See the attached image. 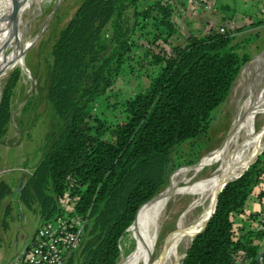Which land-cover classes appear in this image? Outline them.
Here are the masks:
<instances>
[{"label": "trees", "instance_id": "trees-1", "mask_svg": "<svg viewBox=\"0 0 264 264\" xmlns=\"http://www.w3.org/2000/svg\"><path fill=\"white\" fill-rule=\"evenodd\" d=\"M220 9L236 12L227 4ZM175 11L170 0H82L55 40L47 93L55 119L37 166L23 182L20 203L37 206L46 222L62 212L60 200L71 189L75 212L88 226L79 256L67 264L120 262V239L143 206L157 199L180 167L197 164L175 156L176 149L208 132L253 59L240 52L242 44L231 35L235 30L221 33L210 25L192 29L183 45H175ZM260 24L264 18L248 22ZM135 50L145 84L128 98L113 93L111 117L94 114L97 99L107 96L120 76L134 72ZM13 88L7 86L0 100V134L11 121ZM252 163L225 185L180 264H259L264 244L257 241L264 229L240 228L233 220L235 214L256 218L250 207L264 181V151ZM9 193L11 187L0 181V200Z\"/></svg>", "mask_w": 264, "mask_h": 264}, {"label": "rangeland", "instance_id": "rangeland-1", "mask_svg": "<svg viewBox=\"0 0 264 264\" xmlns=\"http://www.w3.org/2000/svg\"><path fill=\"white\" fill-rule=\"evenodd\" d=\"M172 1L170 4L173 6L181 1L185 3V0ZM205 1L214 6L210 10L205 7L207 13L203 11L204 14L200 10L205 3L203 0H191L192 4L190 0L188 1V4L195 6L193 9H196L192 16L184 15L185 12L181 13L182 9L179 8L181 4L176 8L173 19L179 34L178 41L174 44L183 45L184 35L190 33L192 30L190 29L191 24L193 23L200 22V25L195 26L194 32H196L202 30L206 25L217 29L221 25L228 24L229 26V22H233L236 42L242 44L240 52L248 53L253 59L242 68L230 96L214 113L208 132L200 136L199 139L181 144L176 149L175 156L182 155L185 161L197 159V164L201 162L200 160L204 155L220 147L225 141L226 136L234 128L235 117L241 105L248 102L256 105L261 102L264 103V25L249 27L248 22L250 19L247 17L252 2L257 5L255 3L257 0ZM261 2H264V0H261ZM81 3L82 0H35L27 20L21 26L23 36L20 42L14 41L0 48V100L7 86L12 85V88L14 87L11 97V121L8 124L6 133L0 134V181L11 187V193L0 200V264H8L13 253L21 248L25 242H29L39 225L43 223L40 215L34 210V208L38 209L37 206L29 209L21 204L20 211L17 213L14 207V195L19 182L24 181L28 175L32 174L37 166V162L42 156L41 150L45 146L46 134L55 119L52 105L47 99L50 84L49 72L52 65V48L59 32L69 23L68 21L74 16ZM222 4H232L231 7L235 9V14L232 11L222 12L220 9ZM10 10V5L0 4V27L7 26L6 20L3 21V19L10 13ZM197 10H199L198 13ZM238 12L245 15L246 18L241 19ZM263 13L264 7L258 9L257 13L252 11V17L264 18ZM132 14L133 11L130 10L128 13L130 18H132ZM185 18L189 19V22L186 23L187 19ZM226 29L229 30V27H226ZM3 31L6 30L4 29L1 32L3 33ZM4 40L7 41L8 39ZM133 55L135 56V59L132 60L134 72H127L120 76L114 89L108 92L107 96L97 99L93 108L94 114L111 117V109L115 100L113 93L118 90L121 92L122 98H128L133 96L137 89L145 84L146 81L143 78V80H139L141 70L138 68L141 66L139 64L141 61L136 50ZM260 72L261 74H259ZM255 119L252 124V139L254 140L252 148L255 146L257 137L264 126V113L258 114ZM85 129H89V127L85 126ZM91 130H93V127H91ZM263 151L264 147L256 158ZM197 164L180 167L170 177L169 184L161 192L164 193L171 187L181 171ZM218 167V162H215L204 168L198 175H195L193 171L189 172L187 175V178L190 179L189 183H192L191 186H196V184L201 183V180L213 174ZM177 182H179L180 187L185 185V182H180V179ZM179 186L178 188H180ZM161 192L160 195L158 194L159 196H155H158L156 200L149 201L143 206L140 217L121 237L119 243L121 250L120 262L128 259L133 253L141 249L144 238V221L159 205ZM195 198L191 195H172L169 198L164 214L166 220L164 219L163 223L165 224L151 262L158 259L172 245L171 242L177 234L182 214L188 212L187 209ZM203 209L204 206L189 211L185 214L182 223L185 226H190L202 214ZM197 229L192 233L193 236ZM193 236L190 237L189 242L184 241L180 247L182 259ZM80 251L71 255V257L75 256L77 258Z\"/></svg>", "mask_w": 264, "mask_h": 264}, {"label": "bare ground", "instance_id": "bare-ground-1", "mask_svg": "<svg viewBox=\"0 0 264 264\" xmlns=\"http://www.w3.org/2000/svg\"><path fill=\"white\" fill-rule=\"evenodd\" d=\"M0 4L10 5L11 7L10 13L3 19V21L6 20L7 26L0 27V48H2L14 41L20 42L23 36L21 34V26L27 20L35 0H0ZM15 6L17 7L16 12ZM4 29L6 31L2 33L1 31ZM5 37L8 39L7 41L4 40L6 39ZM263 104L261 102L256 105L248 102L241 105L235 117L234 128L231 129L221 146L204 155L200 160L201 162L196 166L187 167L180 172L171 187L161 194L157 208L145 219L141 249L133 253L128 259L122 260L119 264H179L181 262L180 247L184 241L187 240L189 242L190 237L193 236L192 233L202 224V221H208L210 215H212L211 213L216 208L217 197L224 184L228 180L240 176L242 171H245L254 162V159L264 147L263 126L257 137L256 144L252 148V142L254 141L252 139V124L258 114L264 113ZM215 162H218V169L206 179L201 180V183L191 186L192 183H189L190 179L187 178L188 173L193 171L195 175H198L204 168ZM178 179H180V182H185V185L180 187L179 182H177ZM172 195H191L196 197L187 209L188 212L202 206H204V209L202 214L190 226H185L182 223L185 214L188 212L183 213L177 234L171 242L172 245L158 259L151 262L165 224L163 222L167 202Z\"/></svg>", "mask_w": 264, "mask_h": 264}, {"label": "built area", "instance_id": "built-area-1", "mask_svg": "<svg viewBox=\"0 0 264 264\" xmlns=\"http://www.w3.org/2000/svg\"><path fill=\"white\" fill-rule=\"evenodd\" d=\"M189 6L195 8L190 4ZM212 6L207 3V10ZM226 27L230 31L235 30L233 22H229V26L221 25L218 29L224 33L227 31ZM234 34L235 32L231 33L232 36ZM76 199L71 189H66L60 200L62 212L39 225L30 243L15 255L11 264H67L71 255L82 247L88 226L86 217L75 212ZM259 226V230L264 229V219Z\"/></svg>", "mask_w": 264, "mask_h": 264}, {"label": "crops", "instance_id": "crops-1", "mask_svg": "<svg viewBox=\"0 0 264 264\" xmlns=\"http://www.w3.org/2000/svg\"><path fill=\"white\" fill-rule=\"evenodd\" d=\"M187 1V2H186ZM189 0H185L184 2L185 3H183V1H181L179 4L177 3L176 5H174L176 8L181 4V6H179V8L180 9H182L181 10V13L182 12H185V13H183L184 15L186 14V15H190V16H192L194 13L193 12H195V10L196 9H193V8H191L190 6H189V2H188ZM191 1V0H190ZM204 1V0H203ZM252 1V0H251ZM263 1V0H262ZM170 2H173L172 0H170ZM218 2V1H217ZM205 3H207L206 1H205ZM203 4L202 6H201V12L203 13V11L205 12V13H207L206 12V5L207 4ZM255 3L257 4V5H255L253 2H252V4H251V10H250V13H249V16H247V17H249V19L251 20V19H254V17H252V11L253 12H258V9H260V8H262V7H264V2H261V0H257V1H255ZM252 5H254V7H252ZM214 6V5H213ZM230 6H232V4H230ZM232 8V7H231ZM184 9V10H183ZM197 9H199V8H197ZM254 9V10H253ZM198 11L199 10H197L196 12L198 13ZM241 12H243V11H241ZM196 13V15H198ZM240 12H238V14H239ZM204 14V13H203ZM240 16V18H243V17H245L246 18V16L245 15H243V14H239ZM223 16V15H222ZM256 18V17H255ZM185 19H187V18H185ZM249 19H247V20H249ZM257 19V18H256ZM249 20V21H250ZM187 22H189V19H187L186 20V23ZM191 24V23H190ZM200 25V22H197V23H193V24H191V28L190 29H196V27L195 26H197V25ZM186 25V24H185ZM261 25H264V24H260V25H258V26H261ZM192 26H194V27H192ZM258 26H256V27H258ZM199 27V26H198ZM204 29V28H203ZM232 92V91H231ZM264 180V179H263ZM261 192H264V181L262 182V184L255 190V199L254 200H252L253 201V203H252V207H251V209H250V211H252V213L253 214H255L256 215V218L253 220L252 218H250L249 217V214H235L234 215V217H233V220L235 221V224L237 225V226H239L240 228H245V229H254V230H259V228L261 227V226H259L260 225V222H262V220L264 219V194H263V197L262 198H257V194H259V193H261ZM33 238V237H32ZM31 241V240H30ZM30 241L29 242H25L24 244H23V246L21 247V248H19V249H17L16 250V252L15 253H13V255H12V257L10 258V260H9V262H8V264H11V261L13 260V258L15 257V255L17 254V253H19V251L21 250V249H23V248H25L29 243H30ZM258 243L259 244H264V238L261 240V241H258ZM264 247V246H263Z\"/></svg>", "mask_w": 264, "mask_h": 264}, {"label": "water", "instance_id": "water-1", "mask_svg": "<svg viewBox=\"0 0 264 264\" xmlns=\"http://www.w3.org/2000/svg\"><path fill=\"white\" fill-rule=\"evenodd\" d=\"M16 10H17V7L15 6V12H16ZM257 159V158H256ZM256 159H255V161H256ZM254 161V162H255ZM253 162V163H254ZM252 163V164H253ZM248 169V168H247ZM246 169V170H247ZM245 170V171H246ZM245 171H243L242 172V174L245 172ZM242 174L240 175V176H242ZM239 176V177H240ZM239 177H237V178H239ZM236 178V179H237ZM232 180V179H231ZM230 180H228L225 184H224V186L222 187V190H223V188L225 187V185L229 182ZM23 180H21L20 182H19V184H18V189L16 190V192H15V195H14V207H15V210H16V212L18 213L19 211H20V207H21V203H20V195H21V192H22V188H23ZM222 190L219 192V194L222 192ZM219 194H218V196H219ZM217 199H218V197H217ZM217 202V201H216ZM217 204H218V202H217ZM217 204H216V207H217ZM215 210H216V208H215ZM215 210H214V212H215ZM214 212H213V214H214ZM212 214V215H213ZM210 219V218H209ZM208 219V220H209ZM207 224V223H206ZM205 227V226H204ZM204 229V228H203ZM202 229V230H203ZM202 232V231H201ZM185 254L186 253H184V255H183V257L185 256ZM264 255V249L261 251V253L259 254V256H258V258H257V261L259 262V264H262V262H261V259H262V256Z\"/></svg>", "mask_w": 264, "mask_h": 264}]
</instances>
